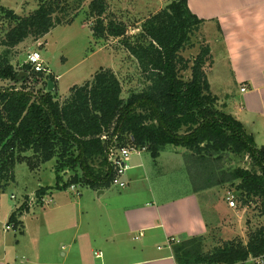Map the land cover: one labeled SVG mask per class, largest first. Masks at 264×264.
Wrapping results in <instances>:
<instances>
[{
    "label": "trees",
    "instance_id": "16d2710c",
    "mask_svg": "<svg viewBox=\"0 0 264 264\" xmlns=\"http://www.w3.org/2000/svg\"><path fill=\"white\" fill-rule=\"evenodd\" d=\"M70 0H38L37 9L28 17L18 18L3 11L13 23L0 45V192L14 180L16 164L27 163L30 170L38 168L26 159L31 153L40 163L54 160L55 183L39 187L35 201L41 202L47 191L67 190L74 185L94 191L109 189L112 171L106 162V143L117 135L118 146L146 151L155 161L168 147L182 148L184 157L202 171L200 192L222 184L234 186L235 200L242 206H255L264 219V147H257L253 138L231 115L222 111L210 90L207 72L213 65L210 48L203 45L193 59L181 53L193 48L192 39L204 24L188 8L187 0H174L161 12L146 20L141 32L129 40L126 27L105 21L104 0H91L85 13L93 19L90 28L94 40L106 37L119 39L141 73L144 85L122 97V86L110 69L99 68L90 81L69 89L61 102L55 99L56 80L49 73L34 72L29 65L23 74H31L53 83V90L34 95L24 79L19 82L11 64L10 51L28 38L38 40L58 26H70L84 0L70 5ZM77 13L68 18L69 11ZM204 43V42H203ZM189 72V78L183 74ZM75 152L77 154L75 155ZM75 155V156H74ZM247 155L256 170L221 171L226 156ZM190 166V165H189ZM186 169L190 170L191 167ZM187 170V172H188ZM66 176V179H65ZM223 176L228 178L223 179ZM215 178V179H214ZM27 199L11 212L6 226L22 234L20 218L28 212ZM209 238L196 236L179 239L171 245L175 264H244L249 259L264 260V223L248 234L245 244L233 239L217 240L209 250Z\"/></svg>",
    "mask_w": 264,
    "mask_h": 264
},
{
    "label": "crops",
    "instance_id": "0c3cea01",
    "mask_svg": "<svg viewBox=\"0 0 264 264\" xmlns=\"http://www.w3.org/2000/svg\"><path fill=\"white\" fill-rule=\"evenodd\" d=\"M187 5L192 14L204 20L201 32L209 48L211 41L206 35L213 33L216 53L225 61L230 82L239 89L237 110H229L230 94L225 100L216 96L218 104L242 125L257 147H264V0H187ZM154 163L159 166L158 173L165 175L167 165L161 163L160 156ZM168 164L170 169L187 171L174 153ZM143 168L140 162L128 166L127 188H114L117 191L111 194L118 201H133L117 202L113 208L109 203H97L113 188H86L77 198L68 189L56 194L50 190L36 208L25 196L28 212L20 218L22 234L12 243L7 237L0 238V264H173L167 248L171 238L216 233L217 240L230 239L233 227L228 224H232L235 210L216 197L219 187L200 192L191 187L176 204L170 200L157 209L153 202L158 199V185ZM143 195L152 200L140 202ZM222 221L227 225L221 226ZM244 264L256 263L249 259Z\"/></svg>",
    "mask_w": 264,
    "mask_h": 264
},
{
    "label": "rangeland",
    "instance_id": "374dc122",
    "mask_svg": "<svg viewBox=\"0 0 264 264\" xmlns=\"http://www.w3.org/2000/svg\"><path fill=\"white\" fill-rule=\"evenodd\" d=\"M75 1L77 0H70V5H73ZM104 1L107 6V11L104 16L105 21L112 20L116 23H122L126 27V36L131 40V38L137 36L141 32V27L146 20L161 12L174 0ZM90 2L91 0H84L82 2L80 11L77 17L73 20L72 25L55 27L42 38L38 40L28 38L23 43L13 48L10 51L9 57L11 64L15 69V76L19 79V82L14 83L13 81H10L3 83L2 86L7 88L14 85V87L19 90L21 84L17 83H20L23 78V83H25L28 90L35 96L47 92L46 90H43L44 82L42 80L31 76V74L28 75L20 72L23 67L27 65L26 61L28 55L31 52L37 51L40 55L43 66L47 69L48 73L55 77L57 90L54 96L55 99L60 102L68 97L70 88L73 86H81L85 82L90 81L99 68L110 69L116 75L122 86L123 98L126 99L132 91H139L144 85L140 70L135 60L129 56L122 47V44L119 42L120 40L109 37L96 40L92 38L90 28L94 21L93 19L87 21L85 17ZM38 4V0H0V42L4 38L5 33L13 26V23L8 21L4 16L2 10L11 11L18 18L22 19L31 15L37 9ZM75 13H77V10L69 11L68 18H72ZM207 29H209V27H207ZM209 32L210 31H208L206 37L211 41L210 49L213 56V65L207 72L210 90L212 94L217 96L220 100H225L226 94H230L231 101L229 102V110H237L239 89L231 83L232 81L230 80L228 70L225 66V61L220 59L216 53V48L213 43V33ZM192 42L193 48L181 53V56L185 59H193L196 57L199 53L200 47L206 44L201 29L194 35ZM4 50L5 48L0 45V54H2ZM20 74L23 75L20 76ZM183 77L188 79L189 72L184 73ZM222 111L224 110L222 109ZM173 153L179 156V159L184 163L185 167H191L192 169H187L188 172L184 168L170 169L168 160ZM76 154L77 152H75V155ZM25 156L27 157L26 159L31 160V163L34 165L39 163L38 168L36 167L34 171H30L27 163L21 162L16 164L14 169V180L10 182L2 192H0V238L7 237L8 243L18 240L19 237V233L13 229H10L7 232L4 231L10 213L15 207L23 202L25 196L32 201L34 208H36L37 203L34 197L35 190L41 186H53L55 183V174L53 171L54 160L40 163V157L39 160H37L38 157H34L31 153L24 154V157ZM185 156L186 152L184 149L168 147L166 151L160 155L161 163L167 165V172L165 175H160L158 173L159 166L154 163L155 161L151 159L146 151L141 152L139 156L131 154L128 166L135 162L137 164L138 162L144 163L142 172L146 171V175L149 172V179L151 182H156V185H158V199H155L153 202L157 209L169 204L170 200L172 201V204H176L179 199L186 196L185 193L189 192L193 185H197L198 187L201 186L198 179L202 171H200L197 166H194L189 160H187L188 164H186ZM159 161L160 160H158V162ZM216 166L223 168L221 171L227 170L228 173L232 172L234 169L252 170L253 168V170H256V168L252 166L247 155H227L224 157L223 163ZM129 170L125 174L124 180L126 181ZM147 178L146 181H148ZM226 178H228V176H223V179ZM69 191L74 198L79 197L71 190ZM78 191L83 193L87 190L85 188H80ZM114 191L116 192L117 190L114 188L113 190H108L105 196L98 199L97 203H109L113 208L117 206V202L123 204L133 201L129 199H119L118 201L117 197H112V195H115L111 194L115 193ZM232 191H234V186L232 187L229 184H222L217 189L218 196L216 197H219V201L224 203L226 202L227 193H231ZM51 192L52 194L58 192L63 193V191L58 190H52ZM45 199H50V197L46 196ZM138 199L144 204L149 200H152L146 199V195H143ZM235 204V212L232 214V220H230L232 221V224H228L230 227H233V233L229 240L233 239L236 242L245 244L248 240V234L254 229L262 226L264 219L258 215L254 205L242 206V204L236 200ZM144 208L154 209L155 207L144 206ZM224 224L227 225L224 221L220 222L221 226H224ZM3 231L5 233H3ZM217 236L216 233L208 234L209 239L206 242V250H209L214 244H216Z\"/></svg>",
    "mask_w": 264,
    "mask_h": 264
},
{
    "label": "built area",
    "instance_id": "2783aa9c",
    "mask_svg": "<svg viewBox=\"0 0 264 264\" xmlns=\"http://www.w3.org/2000/svg\"><path fill=\"white\" fill-rule=\"evenodd\" d=\"M26 64L30 66L31 70L34 72H44L48 73L47 69L43 66L40 55L37 51L31 52L28 57ZM245 89L242 88L241 92H244ZM100 140L103 143H106V162L112 171V180L110 184V188H115L117 190H124L127 188V182L124 180L125 174L128 171V161L130 159L131 154L139 155L144 150H139L131 147H120L118 146L117 135L112 136L111 139L108 140L107 135H101ZM77 186H70L68 190H71L75 195H79ZM226 202L229 208L235 209V197L232 193H227ZM47 204V202H44ZM13 229L11 226H6L5 231H9ZM142 236V235H140ZM178 238H171L167 242V248L171 250V245L174 243H178ZM159 250L161 248H158ZM98 257V255H97ZM173 259V256H171ZM174 260V259H173ZM256 264H264L263 259H253ZM175 264V262L173 263Z\"/></svg>",
    "mask_w": 264,
    "mask_h": 264
},
{
    "label": "water",
    "instance_id": "95a60500",
    "mask_svg": "<svg viewBox=\"0 0 264 264\" xmlns=\"http://www.w3.org/2000/svg\"><path fill=\"white\" fill-rule=\"evenodd\" d=\"M23 75V74H20V76ZM53 90V83L50 79L47 80V88H46V91L47 92H51Z\"/></svg>",
    "mask_w": 264,
    "mask_h": 264
}]
</instances>
